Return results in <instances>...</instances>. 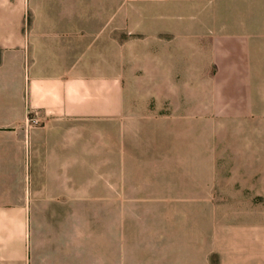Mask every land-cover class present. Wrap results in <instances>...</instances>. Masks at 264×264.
Instances as JSON below:
<instances>
[{"label": "crops", "instance_id": "crops-1", "mask_svg": "<svg viewBox=\"0 0 264 264\" xmlns=\"http://www.w3.org/2000/svg\"><path fill=\"white\" fill-rule=\"evenodd\" d=\"M257 5L264 32V0H0V264H264V189L247 174L185 188L148 185L165 172L117 171L101 184L90 156L107 117L130 111L121 51L139 33L147 49L157 40L163 73L176 64L169 49L182 51L178 66L205 68L188 78L178 68L181 95L189 78L197 92L192 113L236 114L222 97L230 85L251 92L245 109L259 107L264 62L249 51L264 44L245 41V9ZM235 64L245 76L217 81L206 68Z\"/></svg>", "mask_w": 264, "mask_h": 264}, {"label": "rangeland", "instance_id": "rangeland-1", "mask_svg": "<svg viewBox=\"0 0 264 264\" xmlns=\"http://www.w3.org/2000/svg\"><path fill=\"white\" fill-rule=\"evenodd\" d=\"M245 10V22L251 30L250 34H245V41L249 45L264 44V32L258 31V5L255 9L258 16L252 14L254 9L251 7ZM146 37L144 33L133 35L132 48L121 51L123 75L129 78L125 99L129 102V113L118 118L113 115L107 117L104 129L95 133L99 138V154L95 146H90L91 169L105 174L99 179L101 184H114L117 171H121L122 175L133 171L138 176L162 175L165 172L168 173L167 177L153 178L148 185L212 188L221 185V179L217 176L214 178L213 174L229 181L236 171L249 176V179H245V185L264 189V142H261V138H264V100L259 107L245 109V97L251 99V92L238 91L235 85H230L229 89L223 88L222 97L237 111L236 114L226 107L207 114L192 113L197 92L189 78L185 95H181L177 89L180 80L178 68L186 78L194 73L203 74L205 68L178 66L181 58L179 52L182 51L169 49L176 55H173L176 64L173 62L169 66V73H163L161 67L157 66L163 51L157 46V40L152 49H147L142 44ZM158 37L160 41H167L173 35L159 34ZM250 48V56L257 62H264V49ZM184 52L189 59L194 54L193 49ZM149 53L153 55L152 67L147 62ZM206 68L210 73H216L219 69L217 81L224 76H245L244 64L219 65L209 71ZM162 75L164 87L160 85ZM168 77L170 82H166ZM151 78L154 79L153 90L146 88ZM214 89L218 91L219 87L214 86ZM179 106L186 109L184 113H176ZM145 179L131 178L135 184ZM120 180L124 182L130 179L123 177ZM232 181L239 187L238 179ZM204 217L206 215L203 214Z\"/></svg>", "mask_w": 264, "mask_h": 264}, {"label": "built area", "instance_id": "built-area-1", "mask_svg": "<svg viewBox=\"0 0 264 264\" xmlns=\"http://www.w3.org/2000/svg\"><path fill=\"white\" fill-rule=\"evenodd\" d=\"M33 125H38L39 121L37 119L30 120Z\"/></svg>", "mask_w": 264, "mask_h": 264}]
</instances>
